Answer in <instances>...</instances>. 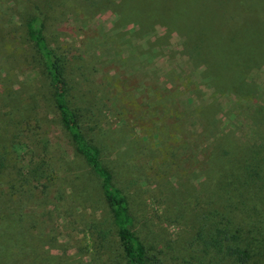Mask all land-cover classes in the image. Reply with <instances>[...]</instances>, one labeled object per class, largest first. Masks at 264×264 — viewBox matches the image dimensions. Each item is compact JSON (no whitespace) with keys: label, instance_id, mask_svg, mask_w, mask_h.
Listing matches in <instances>:
<instances>
[{"label":"rangeland","instance_id":"1","mask_svg":"<svg viewBox=\"0 0 264 264\" xmlns=\"http://www.w3.org/2000/svg\"><path fill=\"white\" fill-rule=\"evenodd\" d=\"M107 1L0 0V88L10 75L0 91V128L9 129L0 150L13 145L10 168L24 176L30 152L46 147L56 175L45 183L52 184L48 194L43 180L18 191L9 190L16 175L1 180V200L40 237L44 258L37 263L89 264L108 213L97 180L73 156L40 95L45 80L21 25L36 4L50 47L69 59L76 95L93 102L91 138L103 146L147 249L161 252L165 264L215 262L203 253L210 229L219 225L228 237L239 223L254 233L253 258L264 257V187L245 170L264 157V66L243 83L248 98L237 99L215 88L216 75L183 52L185 32L124 20ZM128 6L130 0L121 4ZM110 254H98L96 264H112Z\"/></svg>","mask_w":264,"mask_h":264},{"label":"trees","instance_id":"2","mask_svg":"<svg viewBox=\"0 0 264 264\" xmlns=\"http://www.w3.org/2000/svg\"><path fill=\"white\" fill-rule=\"evenodd\" d=\"M124 1L107 2L120 9L124 20L135 21L147 29L171 26L185 32L188 37L183 52L193 58L194 63L206 66L207 71L210 69L209 75H216L215 88L230 90L240 100L248 98L250 89L246 90L243 83L246 84L251 70L264 66V0H130L131 6L123 8L121 4ZM87 3L92 5L89 1ZM35 9V13L24 18L21 25L39 59V74L45 80L40 95L46 96V102L53 111V121L72 147L73 156L80 159L97 180L107 207L108 224L94 240L91 254L94 256L89 264H96L98 254L108 251L109 255L111 251L115 253L116 261L112 260V264H165L161 252L148 250L134 231L127 198L115 185L113 166L104 157L103 146L95 137L91 138L96 128L87 126L88 121L93 122L90 110L93 102L76 95L78 83L69 77V59L50 47L45 34L44 13L37 4ZM180 12L188 13V18L182 14L178 17ZM9 76L6 75L7 81L0 91L8 88ZM261 110L264 112V104ZM8 132V128H0V140L3 133ZM13 139L6 135L7 141ZM15 153L12 144L1 146L0 188L2 178L16 175L9 186L10 191L29 189L25 187L29 181L40 184L43 180L41 192L48 194L56 175L47 148L38 154L30 152L31 160L24 176L10 168ZM245 170L250 178H256L254 184L261 183L264 187V157L261 163L249 164ZM47 182L53 183L47 186ZM4 207L6 212L0 221V264H38L37 261L44 258L40 237L29 231L21 217L15 218L12 205L5 204ZM210 231L203 243V253L215 262L199 258L194 264H251L253 260L264 264V257L253 258L256 256L252 252L250 238L253 236L255 241V236L248 227L243 231L237 223L228 237L219 225Z\"/></svg>","mask_w":264,"mask_h":264}]
</instances>
